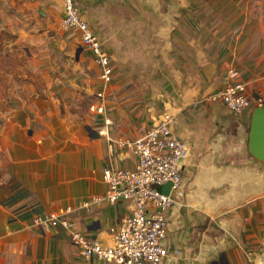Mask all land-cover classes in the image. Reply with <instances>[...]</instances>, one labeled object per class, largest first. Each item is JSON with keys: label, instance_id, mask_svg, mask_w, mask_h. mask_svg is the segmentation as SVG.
<instances>
[{"label": "crops", "instance_id": "1", "mask_svg": "<svg viewBox=\"0 0 264 264\" xmlns=\"http://www.w3.org/2000/svg\"><path fill=\"white\" fill-rule=\"evenodd\" d=\"M55 2L63 7V0H0V44L37 37L33 29L40 17L54 13ZM78 3L111 59L132 61L134 72L126 83L110 84L112 126L105 125L103 114L62 105L54 96L5 102L0 264H118L86 259L65 229L37 219L70 209L67 217L79 228L111 243L110 227L130 212L131 203L82 206L105 193V167L136 162L130 151L112 150L109 135L139 136L165 113L176 116L175 129L187 140L189 154L183 188L168 213L170 255L164 264H264V162L237 157L250 152L246 130L255 104L237 115L221 101L222 115L236 119L238 132L198 126L202 114L214 118L215 105L207 98L227 82L245 81L250 93L264 92V22L258 25L253 6L248 0ZM233 135H242L239 142ZM201 156L229 160L202 169Z\"/></svg>", "mask_w": 264, "mask_h": 264}, {"label": "built area", "instance_id": "2", "mask_svg": "<svg viewBox=\"0 0 264 264\" xmlns=\"http://www.w3.org/2000/svg\"><path fill=\"white\" fill-rule=\"evenodd\" d=\"M63 26L79 32L83 46L100 69L105 86L114 78V66L100 36L82 16L78 0H64ZM104 88L98 94L103 97ZM227 109L244 114L252 109L255 99L245 81L227 82L219 92ZM104 111V104L98 106ZM177 119L165 113L159 122L136 136L111 137V149L128 150L136 156L133 166L104 168L106 191L82 202L83 207L103 202L129 201L131 210L117 225L110 227L113 241L104 244L86 229L79 228L61 214H46L37 223H48L65 229L86 259H101L118 264H164L170 252L167 246L168 213L176 204L175 193L184 184L183 166L189 154V144L176 131ZM110 124L111 119L107 118ZM108 134V133H107Z\"/></svg>", "mask_w": 264, "mask_h": 264}, {"label": "rangeland", "instance_id": "3", "mask_svg": "<svg viewBox=\"0 0 264 264\" xmlns=\"http://www.w3.org/2000/svg\"><path fill=\"white\" fill-rule=\"evenodd\" d=\"M29 1L34 2L37 0ZM248 2L253 6L256 12L254 18L260 25V21L264 22V0H248ZM51 5L55 9L54 13L46 17L45 15L40 17V24L33 29L34 33H38L37 37L24 40L23 43L11 42L10 44L6 42L5 45L0 44V114L4 109L5 102L13 105V103L20 100L26 101L54 96L55 100L61 101L62 105L66 103L67 106L75 107V109L81 108L80 111L83 112L103 114L105 125L112 126L113 121L109 115L110 108L106 101L109 95V87L118 79H124L125 81H122L126 83L128 74L133 75L134 72L133 66L128 64L132 61L111 59L115 68V78L105 86L100 77L99 67L93 63V59L88 53L89 50L83 48L79 32L75 29H66L63 26L64 0L61 8H58L57 2L55 4L51 3ZM62 13L64 14L62 15ZM102 44L106 49L105 43L102 42ZM79 47H82L83 50L77 55ZM107 52L109 53L108 50ZM109 55L111 57L110 53ZM145 63L148 62L145 61ZM102 88H104V93L103 97H100L98 92ZM219 92L218 89L207 98L209 102L215 105V109L213 108L214 118L202 114L198 126L202 131L207 129L209 131L238 132L236 119L222 115L225 108L222 105ZM251 94L255 99V107L264 104V92L253 90ZM101 104H104L105 112L103 113L98 110V106ZM160 115H162V112ZM107 118L111 119L110 124L106 123ZM159 119L160 117L155 123ZM222 120L224 122L220 124ZM249 130L250 127L246 130L248 136ZM105 131L108 132V130ZM241 136L238 139V136L233 135V142H239ZM240 155L241 153L237 155L240 159L244 158L245 155H247V158L254 156L249 151ZM222 160H224V157L201 156L199 162L203 169V167L210 164L228 162L229 158Z\"/></svg>", "mask_w": 264, "mask_h": 264}, {"label": "water", "instance_id": "4", "mask_svg": "<svg viewBox=\"0 0 264 264\" xmlns=\"http://www.w3.org/2000/svg\"><path fill=\"white\" fill-rule=\"evenodd\" d=\"M83 50L79 47L77 55ZM248 148L252 155L264 162V104L254 108L252 112L250 132L248 137ZM214 264H224L221 260Z\"/></svg>", "mask_w": 264, "mask_h": 264}]
</instances>
